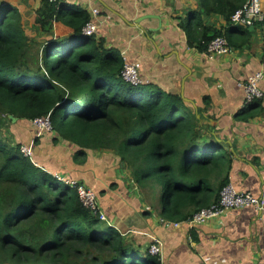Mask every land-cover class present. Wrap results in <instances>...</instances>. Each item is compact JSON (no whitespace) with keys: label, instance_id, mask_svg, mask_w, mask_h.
<instances>
[{"label":"trees","instance_id":"16d2710c","mask_svg":"<svg viewBox=\"0 0 264 264\" xmlns=\"http://www.w3.org/2000/svg\"><path fill=\"white\" fill-rule=\"evenodd\" d=\"M245 1L200 0L190 15L217 13L229 23ZM65 5L41 0L31 20L41 39L28 36L35 33L19 8L0 5V124L11 123L8 115L49 116L54 143H72L77 163L85 162L86 150L111 151L145 198L159 195L154 207L164 220L185 222L216 202L231 160L212 125L179 95L126 82L120 51L82 35L89 14L68 13ZM54 21L66 32L54 36ZM185 28L189 46L198 50L220 35L234 45L230 28ZM259 108L254 100L236 118L246 121ZM139 253L86 209L74 188L24 156L19 143L0 139V264H161L148 250L143 258Z\"/></svg>","mask_w":264,"mask_h":264},{"label":"crops","instance_id":"0c3cea01","mask_svg":"<svg viewBox=\"0 0 264 264\" xmlns=\"http://www.w3.org/2000/svg\"><path fill=\"white\" fill-rule=\"evenodd\" d=\"M5 3L19 8L26 27L38 36L31 20L41 0H0V5ZM65 4L68 13L82 10L89 18L90 11L98 9L94 37L107 48L124 51L138 65L140 84L152 83L179 95L201 122L212 125L211 132L230 153L229 183L254 194L263 206L233 208L192 227L185 222L173 226L164 223L154 207L159 195L145 198L130 170L111 151L86 150L85 162L77 163L72 143L60 139L48 144L42 136L34 140L32 161L51 175L93 188L107 217L102 222L125 236L141 258L151 243L158 242L161 264H264V21L242 27L217 13L190 15L199 11L200 0H70ZM53 26L54 36L66 32L55 21ZM185 27L221 33L230 28L234 45L228 54L211 57L189 46ZM258 71L263 73L259 83L263 96L255 100L260 102V112L241 121L236 114L249 103L237 83Z\"/></svg>","mask_w":264,"mask_h":264},{"label":"built area","instance_id":"2783aa9c","mask_svg":"<svg viewBox=\"0 0 264 264\" xmlns=\"http://www.w3.org/2000/svg\"><path fill=\"white\" fill-rule=\"evenodd\" d=\"M49 3L54 2H68L70 0H46ZM99 14L98 9H92L90 11V18L81 29V34L85 36H92L97 30V24L93 18ZM264 21V9L262 6V0H246L243 5L237 8L230 16V23L233 26L249 27L257 22ZM231 46L228 43L227 38L224 35L216 36L211 39L205 49V53L209 56H217L221 54H228L231 51ZM123 69L121 71L122 78L130 84L137 85L141 83L140 75L138 72V65L131 61L127 54L123 51L120 52ZM263 78L261 71L255 72L248 76L244 81L237 83L238 86L243 88L245 93V103H251L256 99H260L263 96L262 90L259 87V83ZM33 125L39 129H46L45 131H51L49 116L44 118H35L31 120ZM32 146L21 147V152L24 156L31 157ZM33 149V148H32ZM53 177L60 183L69 185L74 188L81 204L88 209L92 214L97 215L101 221H106L107 217L102 211L99 204L97 194L91 187L86 186L84 183L79 182L76 179L66 178L60 174H54ZM255 206L262 208V201L254 194L248 191H239L231 183L225 184L218 194L216 202L210 206L200 209L194 213L189 219L185 221L188 227H192L195 224L205 223L207 220L219 217L230 209L244 208ZM166 224H172L178 226L179 222H169L161 219ZM148 251L151 255L158 256L161 252V248L158 242L150 244Z\"/></svg>","mask_w":264,"mask_h":264},{"label":"rangeland","instance_id":"374dc122","mask_svg":"<svg viewBox=\"0 0 264 264\" xmlns=\"http://www.w3.org/2000/svg\"><path fill=\"white\" fill-rule=\"evenodd\" d=\"M30 30V29H28ZM28 31L29 37H37L41 39L42 37H39L37 35H32ZM36 48H33L31 51H36ZM4 115H2L3 117ZM46 129H39L31 121H23V120H17L14 123H6L3 122V125L0 124V139L4 141H9L13 144H20V148L23 146H32L31 148V157L34 158L33 152H34V140L37 138H41L42 136L48 138L47 142L48 144L54 142L53 141V133L51 131H45ZM37 141V140H36ZM162 188V185H160V190Z\"/></svg>","mask_w":264,"mask_h":264},{"label":"water","instance_id":"95a60500","mask_svg":"<svg viewBox=\"0 0 264 264\" xmlns=\"http://www.w3.org/2000/svg\"><path fill=\"white\" fill-rule=\"evenodd\" d=\"M8 118L11 119L12 122H15L17 120V118L13 115H8Z\"/></svg>","mask_w":264,"mask_h":264}]
</instances>
